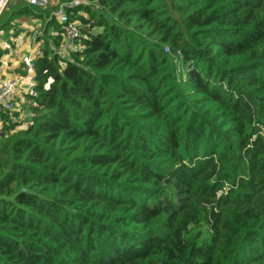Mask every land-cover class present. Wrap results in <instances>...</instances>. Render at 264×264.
I'll return each mask as SVG.
<instances>
[{
    "label": "trees",
    "instance_id": "trees-1",
    "mask_svg": "<svg viewBox=\"0 0 264 264\" xmlns=\"http://www.w3.org/2000/svg\"><path fill=\"white\" fill-rule=\"evenodd\" d=\"M7 8L43 35L28 121L1 114L0 264H264V0H99L64 54Z\"/></svg>",
    "mask_w": 264,
    "mask_h": 264
},
{
    "label": "built area",
    "instance_id": "built-area-1",
    "mask_svg": "<svg viewBox=\"0 0 264 264\" xmlns=\"http://www.w3.org/2000/svg\"><path fill=\"white\" fill-rule=\"evenodd\" d=\"M10 0H0V15L7 7ZM27 5L38 10H45L48 8L50 2H54L52 11L46 22H53L60 27L63 40L65 41L66 50L72 51L77 49V44L81 38V31L75 20L80 9L83 6H88L90 3L98 4L99 0H25ZM42 49L39 46L33 48L27 47L23 54L21 63L24 69V75L14 79H6L0 82V128H1V114H12L14 104L17 97L27 94L29 90L22 89L28 82L33 81L34 76V61L41 56ZM34 83V82H33ZM32 86V84L30 85ZM28 96L35 97V92L30 91Z\"/></svg>",
    "mask_w": 264,
    "mask_h": 264
},
{
    "label": "rangeland",
    "instance_id": "rangeland-1",
    "mask_svg": "<svg viewBox=\"0 0 264 264\" xmlns=\"http://www.w3.org/2000/svg\"><path fill=\"white\" fill-rule=\"evenodd\" d=\"M12 1L14 2V0H10L7 5L8 8L6 7L7 8L6 16H8L11 13L10 2L12 3ZM53 6H54V2H50L48 8L43 11L48 12V15H50ZM48 18L49 16L46 19ZM16 22L18 28L22 30V32L17 37H12L15 31L13 27L10 28L11 30H9L8 32H0V50L1 49L7 50L6 54L2 57V60H0L1 69H3L7 63H12L16 67L19 61L22 59L23 54L26 52L27 47L33 48V46L36 45L39 47L42 46V43L36 40L37 38H40L43 35L42 24H40L39 22L32 21L28 18L18 19L16 20ZM47 34L51 39L55 38L58 35L57 32L51 30V28L50 30L47 31ZM62 43L63 42H60L59 51L64 54L68 51L65 48V44ZM31 84H33V81L28 82V86L26 87V89H24L25 91L29 90L28 93H30L31 91V86H30ZM28 93L22 95L21 97L16 98L14 104V110H13V113L17 114L16 120L24 123H26L28 121V118L30 117L28 111V105H29Z\"/></svg>",
    "mask_w": 264,
    "mask_h": 264
},
{
    "label": "crops",
    "instance_id": "crops-1",
    "mask_svg": "<svg viewBox=\"0 0 264 264\" xmlns=\"http://www.w3.org/2000/svg\"><path fill=\"white\" fill-rule=\"evenodd\" d=\"M10 4H11V6H13L15 4V0H14V2L12 1V3L10 2ZM50 28L52 30V27H50ZM50 28H49V30H50ZM1 60H2V58H1ZM19 66H21V60L19 61L18 65L16 67L12 63H7L3 69H1V66H0V82L3 80H6V79H14L16 77H21L22 74H24V72L22 74L19 73ZM1 76H3V77H1ZM27 86H28V84L24 85V87L22 89H26ZM21 96L22 95H20V97Z\"/></svg>",
    "mask_w": 264,
    "mask_h": 264
}]
</instances>
